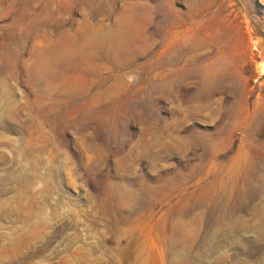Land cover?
<instances>
[{
    "label": "rangeland",
    "instance_id": "1",
    "mask_svg": "<svg viewBox=\"0 0 264 264\" xmlns=\"http://www.w3.org/2000/svg\"><path fill=\"white\" fill-rule=\"evenodd\" d=\"M0 264H264V0H0Z\"/></svg>",
    "mask_w": 264,
    "mask_h": 264
}]
</instances>
